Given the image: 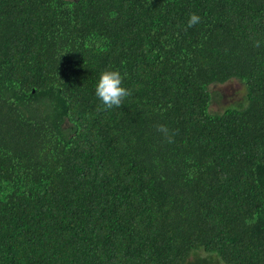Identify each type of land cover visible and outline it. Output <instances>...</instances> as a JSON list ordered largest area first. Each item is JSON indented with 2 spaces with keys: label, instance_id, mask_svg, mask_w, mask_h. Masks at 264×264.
Listing matches in <instances>:
<instances>
[{
  "label": "trees",
  "instance_id": "obj_1",
  "mask_svg": "<svg viewBox=\"0 0 264 264\" xmlns=\"http://www.w3.org/2000/svg\"><path fill=\"white\" fill-rule=\"evenodd\" d=\"M0 264H264V0H0Z\"/></svg>",
  "mask_w": 264,
  "mask_h": 264
},
{
  "label": "clouds",
  "instance_id": "obj_2",
  "mask_svg": "<svg viewBox=\"0 0 264 264\" xmlns=\"http://www.w3.org/2000/svg\"><path fill=\"white\" fill-rule=\"evenodd\" d=\"M201 17L192 13L187 21V28H192L200 23ZM187 28L185 30H187ZM256 48L260 47V41L253 43ZM124 77L118 70H105L101 73L95 89V95L103 103L107 110L121 108L123 100L131 95V91L122 86ZM156 131L164 136L168 143H173V135L166 125L157 124Z\"/></svg>",
  "mask_w": 264,
  "mask_h": 264
},
{
  "label": "rangeland",
  "instance_id": "obj_3",
  "mask_svg": "<svg viewBox=\"0 0 264 264\" xmlns=\"http://www.w3.org/2000/svg\"><path fill=\"white\" fill-rule=\"evenodd\" d=\"M212 91L221 95V99L215 102L212 106L213 111H221L230 104L241 101L245 94L244 85L238 80H232L224 85L213 86ZM240 109V106H233Z\"/></svg>",
  "mask_w": 264,
  "mask_h": 264
}]
</instances>
